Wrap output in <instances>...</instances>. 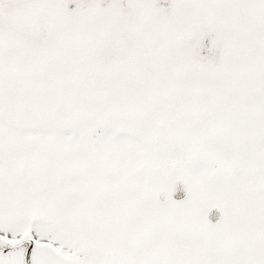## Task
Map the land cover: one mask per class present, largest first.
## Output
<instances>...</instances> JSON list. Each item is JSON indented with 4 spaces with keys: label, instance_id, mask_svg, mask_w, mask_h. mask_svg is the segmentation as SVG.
<instances>
[{
    "label": "snow or ice",
    "instance_id": "6c2138e0",
    "mask_svg": "<svg viewBox=\"0 0 264 264\" xmlns=\"http://www.w3.org/2000/svg\"><path fill=\"white\" fill-rule=\"evenodd\" d=\"M0 264H264V0H0Z\"/></svg>",
    "mask_w": 264,
    "mask_h": 264
}]
</instances>
